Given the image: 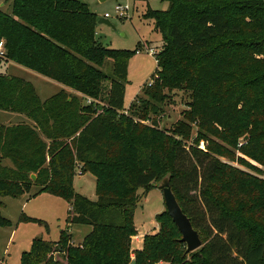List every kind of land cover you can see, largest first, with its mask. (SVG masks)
I'll use <instances>...</instances> for the list:
<instances>
[{
  "label": "trees",
  "instance_id": "trees-1",
  "mask_svg": "<svg viewBox=\"0 0 264 264\" xmlns=\"http://www.w3.org/2000/svg\"><path fill=\"white\" fill-rule=\"evenodd\" d=\"M165 1L166 9L144 13L162 34L150 78L156 77L151 85L146 81L144 97L137 94L128 108L124 93L133 51L99 42L96 14L85 2L12 0L9 11L0 9V59L82 94L60 90L41 100L30 82L0 73V110L29 120L0 125V197L41 192L61 197L70 204L67 226L91 227L77 246L67 227L55 241L33 239L20 264H264V211L254 212L264 206L262 189L250 191L245 178L251 176L223 161L220 156L228 151L220 145L198 147L207 136L235 146L242 139L246 146L239 151L264 163V0H248L239 8L246 21L263 16L253 32H243L244 21L227 16L230 2ZM106 63L107 72L101 69ZM165 88L186 89L191 98L185 120L170 134L133 120V115L157 114ZM192 122L197 135L188 142ZM77 168L95 176V199L74 190ZM167 172L202 245L185 253L181 234L164 209L155 215L157 231L145 234L142 247L131 251L141 198L137 189L146 193ZM226 174L233 178L225 179ZM234 183L239 192L233 191ZM19 220L48 230L42 219L22 213ZM7 225L0 213V227ZM55 252L65 263L54 258Z\"/></svg>",
  "mask_w": 264,
  "mask_h": 264
},
{
  "label": "rangeland",
  "instance_id": "rangeland-1",
  "mask_svg": "<svg viewBox=\"0 0 264 264\" xmlns=\"http://www.w3.org/2000/svg\"><path fill=\"white\" fill-rule=\"evenodd\" d=\"M80 1L85 2L89 6V9L96 14L97 22L95 24V34L96 38L103 46H108L112 49L133 51L127 61V82L125 84L124 93V107L128 108L137 94L144 97L141 88L157 67L155 55L149 53L147 45L143 44H149V48H154L156 53L163 45L162 34L159 30L154 28L153 19L144 17V13L147 10L144 13L143 10L146 9V5L147 8L152 10H164L167 7V2L165 0ZM245 1L248 0H217L214 3L229 5L230 2V4H232L229 5L231 8L225 11L227 16L230 18L233 17L236 22L241 21V23H243L244 21L243 32H253L254 25L262 24L264 19L261 20L263 16H256L253 18L249 17V20L246 21L244 19L246 13L244 14V12L239 10L243 5H246ZM11 2L12 0H0V9L9 11ZM117 3L129 7L124 17H120L116 14L115 5ZM234 7L236 10L233 9ZM105 14L109 15V17L106 18L111 23L110 26L104 23H98V20L104 18ZM257 14L260 13L258 12ZM142 39L147 41H142ZM135 49H139V52H134ZM4 61L5 60L0 59V73L4 74V72H7L10 75L21 77L30 82L41 100L50 97L58 90V85L56 83L10 61L7 63ZM255 64L260 65L259 62H255L253 65ZM101 69L105 72L109 71L110 64L106 63ZM253 92H257V88ZM164 93L166 97L162 102L158 103L160 109L157 114L149 112L144 119H141L138 115H133V120H140L141 123L147 127H155L163 132V134H170L173 133L174 129L181 121L185 120L187 109H189L188 102L191 99L190 91L186 89L165 88ZM149 101L151 103H156L155 98L151 96H149ZM2 112L3 111L0 110V121L3 119ZM124 112L127 113V110ZM191 129V138L188 142L197 135L196 122L191 123ZM147 133L148 130L145 131L144 135H147ZM210 139L212 141L211 145L208 147ZM230 139L233 141V138ZM212 142L220 145L224 152L228 151L229 154L227 153L226 155L220 156L223 161H226L231 166L251 176L246 177L245 181L248 182L252 193L257 190L256 187L262 189V193H264V163L253 161L247 155L243 154L242 150L239 151L240 146H246V143H244L242 139L238 140V145L235 146V144L231 145L218 138L207 136V138L202 137L199 140L198 147L203 150L209 148L214 149L217 145L214 146ZM231 158L234 159L231 160ZM246 161L251 163L252 166L247 167L244 163ZM161 166L163 167V165ZM238 176L242 175L236 173L234 177ZM224 178L230 179L233 177L230 174H226ZM156 182L157 181L153 183ZM72 185L76 192L86 195L90 199L96 198L95 176L92 173H82L80 169L77 168ZM232 187L233 191L235 190L237 192L241 189L237 184ZM233 191L230 195L233 194ZM137 193L141 198L134 211V227L137 233H143L156 222L155 215L162 212L165 208L162 193L158 187L153 186L146 193H144L142 188H138ZM69 207L70 204L67 200L52 196L45 192H41L33 197L13 198L6 196L3 199V206L0 208V213L9 221V225L0 227V264H20L22 252L30 249L33 239L42 238L55 241L59 237V230L61 228H68L69 232L72 234L71 243L73 245L77 246L80 244L83 237L91 230V227L82 224H71L67 226L66 216ZM263 211L264 206H262V204H259L254 210L255 214H260ZM22 213L27 216L42 219L46 222L48 230L43 224L20 221L19 217ZM253 223L257 224L254 220ZM157 226L159 227L158 223ZM136 232L131 235V250H135L139 248L137 246L142 245V241H140V243L136 242L135 245V238H137ZM54 258H59L65 263L64 258H61L58 252L54 253Z\"/></svg>",
  "mask_w": 264,
  "mask_h": 264
},
{
  "label": "water",
  "instance_id": "water-1",
  "mask_svg": "<svg viewBox=\"0 0 264 264\" xmlns=\"http://www.w3.org/2000/svg\"><path fill=\"white\" fill-rule=\"evenodd\" d=\"M98 23H104L109 26L111 25L106 17L99 19ZM30 177L34 179L35 175L31 174ZM153 186L158 187L162 193L165 210L181 234L179 241L184 243L185 253H190L198 249L202 245V240L197 230L192 226L190 218L183 212L176 199L170 185V173L167 172L164 174L156 183H153Z\"/></svg>",
  "mask_w": 264,
  "mask_h": 264
},
{
  "label": "crops",
  "instance_id": "crops-1",
  "mask_svg": "<svg viewBox=\"0 0 264 264\" xmlns=\"http://www.w3.org/2000/svg\"><path fill=\"white\" fill-rule=\"evenodd\" d=\"M148 8H147V5H146V9H144L143 10V13L147 10ZM142 41H147V40H144V39H142ZM141 41V42H142ZM148 42H152V41H148ZM143 45H147V48H149V44H147V43H145V44H143ZM143 47H146V46H143ZM137 53V52H136ZM5 63H7V62H9V61H4ZM3 62V63H4ZM10 62H12V63H14V64H16V65H18V66H21L22 68H25L26 70H29V71H32V72H34V73H36V74H38V75H40V76H42V77H44V78H46L47 80H49V81H51V82H54V83H56L57 85H58V87H57V91L55 92V93H57L58 91H60V90H65L67 93H69V94H74V95H81L82 96V94L81 93H79V92H77V91H75V90H73V89H71V88H69V87H67V86H64V85H62L61 83H59V82H57V81H55V80H52V79H50V78H48V77H46V76H44V75H42V74H40V73H37V72H35V71H33V70H31V69H29V68H26V67H24V66H22V65H20V64H17V63H15V62H13V61H10ZM2 65V64H1ZM4 74H8L7 72H4ZM29 74V73H28ZM8 75H10V74H8ZM14 76V75H13ZM21 78V77H20ZM3 112H2V120L0 121V125H5V126H8V125H14V124H17V123H19V122H21V121H29L25 116H23V115H21V114H18V113H15V112H9V111H5L4 112V110H2ZM4 164H6V165H11V163H10V161L8 160V159H5L4 160ZM35 175V174H34ZM74 178H75V176H74ZM29 195L28 194H23V195H21V196H19V197H28ZM6 196H4V197H0V199H1V201L3 202V199L5 198ZM19 197H16V198H19ZM14 198V197H13ZM156 229H158V226H157V222H154L153 223V225L149 228V229H146L143 233H137L136 235H137V238H135V245H136V242L137 243H140V241H143V237H144V235L145 234H147V233H151V232H153V231H156ZM132 244H134V243H132ZM137 247H139V248H136V249H140L141 247H142V245H140V246H137ZM131 251H133V250H131ZM133 256V254H131V257Z\"/></svg>",
  "mask_w": 264,
  "mask_h": 264
},
{
  "label": "built area",
  "instance_id": "built-area-1",
  "mask_svg": "<svg viewBox=\"0 0 264 264\" xmlns=\"http://www.w3.org/2000/svg\"><path fill=\"white\" fill-rule=\"evenodd\" d=\"M129 9V7L127 5H121L119 3H117L115 5V12L118 16L120 17H124L125 16V12ZM104 17H109L108 14H105ZM137 52H139V50H137ZM148 52L151 53L152 55H155L156 51L154 48H148ZM4 55V47H3V41H0V58H2ZM156 77V75L152 78H149L147 80V85H151L154 81V78ZM87 102H90L91 99L87 97Z\"/></svg>",
  "mask_w": 264,
  "mask_h": 264
}]
</instances>
